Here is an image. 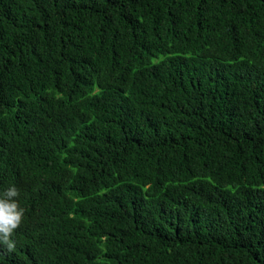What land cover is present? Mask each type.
Returning <instances> with one entry per match:
<instances>
[{"label":"trees","instance_id":"trees-1","mask_svg":"<svg viewBox=\"0 0 264 264\" xmlns=\"http://www.w3.org/2000/svg\"><path fill=\"white\" fill-rule=\"evenodd\" d=\"M0 264H264V0H0Z\"/></svg>","mask_w":264,"mask_h":264},{"label":"clouds","instance_id":"clouds-1","mask_svg":"<svg viewBox=\"0 0 264 264\" xmlns=\"http://www.w3.org/2000/svg\"><path fill=\"white\" fill-rule=\"evenodd\" d=\"M18 197L19 190L15 186L0 196V244L6 246L9 251L15 249L13 236L25 218V210L20 207Z\"/></svg>","mask_w":264,"mask_h":264}]
</instances>
